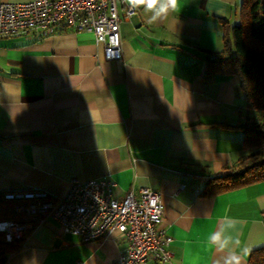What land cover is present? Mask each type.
<instances>
[{"label":"crops","instance_id":"obj_1","mask_svg":"<svg viewBox=\"0 0 264 264\" xmlns=\"http://www.w3.org/2000/svg\"><path fill=\"white\" fill-rule=\"evenodd\" d=\"M241 3L180 0L155 21L140 5L121 23L119 59L67 26L0 37V190L62 197L73 178H103L122 199L150 187L162 193L172 257L142 264H248L264 246V181L202 193L245 151L240 78L207 72ZM125 246L118 232L82 241L46 218L4 264H117Z\"/></svg>","mask_w":264,"mask_h":264},{"label":"built area","instance_id":"obj_2","mask_svg":"<svg viewBox=\"0 0 264 264\" xmlns=\"http://www.w3.org/2000/svg\"><path fill=\"white\" fill-rule=\"evenodd\" d=\"M146 5V4H141ZM140 5L128 0H30L0 4V37L36 32L44 37L63 27L95 33L108 60L122 57L121 23ZM112 180H71L66 195L56 197L47 190H0V232L8 241L26 237L41 221L53 218L63 234L82 241L100 240L116 232L126 246L117 264L167 262L172 257L173 237L163 226L165 204L162 193L150 187L130 189L119 199Z\"/></svg>","mask_w":264,"mask_h":264},{"label":"trees","instance_id":"obj_3","mask_svg":"<svg viewBox=\"0 0 264 264\" xmlns=\"http://www.w3.org/2000/svg\"><path fill=\"white\" fill-rule=\"evenodd\" d=\"M240 21L225 26L224 48L207 62V72L236 75L247 100L249 115L237 122L244 133V155L233 169L215 176L203 189L205 195L228 192L264 181V0H242ZM24 238L8 241L0 232V264L19 250ZM248 264H264V246L252 251Z\"/></svg>","mask_w":264,"mask_h":264},{"label":"clouds","instance_id":"obj_4","mask_svg":"<svg viewBox=\"0 0 264 264\" xmlns=\"http://www.w3.org/2000/svg\"><path fill=\"white\" fill-rule=\"evenodd\" d=\"M128 3L133 7H136L141 4H146L148 10H155V14L151 17L152 21H155L159 18L162 14H166L168 10L171 8L173 10L177 9L180 4V0H128ZM159 4V7H156ZM225 243H227L225 241ZM224 244H221L223 247ZM245 255L247 252L245 251ZM240 264V257L236 255H232L229 258L228 264Z\"/></svg>","mask_w":264,"mask_h":264}]
</instances>
